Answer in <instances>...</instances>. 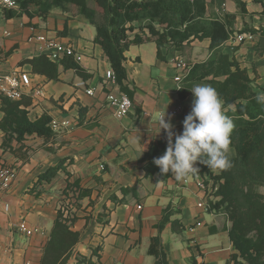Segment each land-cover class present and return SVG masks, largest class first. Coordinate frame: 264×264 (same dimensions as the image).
Wrapping results in <instances>:
<instances>
[{
  "label": "crops",
  "instance_id": "1",
  "mask_svg": "<svg viewBox=\"0 0 264 264\" xmlns=\"http://www.w3.org/2000/svg\"><path fill=\"white\" fill-rule=\"evenodd\" d=\"M215 3L214 8L211 5L208 8L209 17L223 18L237 12L234 0H215ZM261 11L260 4L254 5L252 12ZM253 23L257 27L259 16L254 17ZM243 28L244 24L238 21L236 30ZM35 34L74 47L82 56L78 63L92 78L85 81L75 71L60 67L59 79L49 81L33 73L30 65H21L24 60L43 55L38 43L29 41ZM259 36L242 45L231 46L229 42L225 53L248 70L251 79L257 76L258 92L264 95V37ZM95 38L96 28L74 10L69 13L54 10L46 19H7L0 10V52L12 51L7 59L0 54V72L24 75L22 100L28 104L30 120L47 115L52 120L72 123L71 128L53 131L50 140L32 135L21 143L13 140L6 149L5 134L0 129V167L17 172L11 189L0 193L3 203L10 206L8 212L0 210L3 264H41L58 209L71 202L67 200L71 192L72 198L75 197L72 216L76 218L72 230L79 233L80 241L68 264L72 260L77 264L80 256L95 264H157L156 257L149 252L155 238L160 239L168 264H229L237 252L229 237L232 223L227 216L198 207L202 201L212 202L198 189L191 175L188 183L177 182L173 177L160 182L157 176H146L147 163L142 161L155 143H166L159 157L166 151V133L162 131L156 136L157 122L166 110L174 133L182 134L194 95L191 92L180 98L186 78L175 62L183 60L188 66L206 62L211 54L210 41H194L181 52L167 46L162 52L163 59L158 58L157 45L152 39L132 46L125 54L124 66L128 84L136 88L135 101L142 114H137L134 105L127 117L117 119L107 99L113 87L105 83L112 69ZM178 76H182L181 82L175 80ZM39 89L43 93L38 96L35 91ZM88 89H94L93 96L87 94ZM178 108L182 109L181 114L169 115ZM3 118L0 101V122ZM228 154L234 155L231 150ZM64 160L66 172L44 184L39 196L31 194L39 176ZM68 184H76L78 190L68 189ZM123 189L135 191L123 194ZM260 191L264 195V187ZM167 211L170 220L163 224ZM23 220L38 230L34 236L27 238L19 232ZM198 222L203 226L192 231ZM174 223L181 226L180 231H175Z\"/></svg>",
  "mask_w": 264,
  "mask_h": 264
},
{
  "label": "trees",
  "instance_id": "2",
  "mask_svg": "<svg viewBox=\"0 0 264 264\" xmlns=\"http://www.w3.org/2000/svg\"><path fill=\"white\" fill-rule=\"evenodd\" d=\"M207 0H19L18 10L5 11L7 19L28 17L30 19L49 17L54 10L65 13L76 11L96 28L95 43L103 49L120 92L127 95L141 116V108L135 101L136 88L128 84V74L124 66L125 54L132 46L154 40L157 56L163 59V49L172 46L181 52L186 45L194 41H210V57L204 63L195 64L186 77V86L180 91L184 99L191 93V88L198 83L212 86L221 97L225 114L234 122L229 151L234 155L228 157L232 167L227 170L210 171L199 161L195 163L199 174L212 182L216 189L214 196L218 199L211 203L212 211L223 212L232 227L230 240L237 253L233 254L229 264H264V104L257 102L258 92L256 78L251 79L248 70L241 68L236 59L225 53V45L237 34L264 35V0H257L262 6L261 13L249 14L247 5L236 0L238 14H226L223 18L208 16V8L214 3ZM249 15L251 23L244 22L241 31L236 30L238 17ZM259 16L255 27L253 20ZM147 34V35H146ZM233 50V49H232ZM264 54V51L262 52ZM5 59L12 51L2 53ZM30 65L35 74L45 76L49 81L59 79V69L73 70L83 80L92 75L83 68L74 57H64L58 62L50 60L47 55H40L24 60L21 65ZM28 104L24 100L11 101L1 99L4 118L0 129L5 134L3 147L9 148L13 140L19 143L26 137L37 135L50 140L54 132L49 124L52 119L43 115L35 121L30 120ZM166 143H155L142 158L147 163V177L157 176L160 182L172 178L160 174V169L153 163L158 158ZM67 161L50 168L41 174L31 194L39 196V189L52 182L60 172H66ZM77 185H67V188ZM135 189H123V194ZM82 194L79 195L81 197ZM113 200L116 202L117 197ZM64 217L61 209L54 223L50 239L44 249L41 264H68L74 247L80 236L72 230L76 218ZM170 212L163 217V224L170 220ZM181 226L174 223L175 231ZM162 228V224L158 227ZM159 238L153 239L150 254L156 257L157 264H168L164 251L160 248ZM99 257V256H98ZM77 264H95L88 257L80 256Z\"/></svg>",
  "mask_w": 264,
  "mask_h": 264
},
{
  "label": "clouds",
  "instance_id": "3",
  "mask_svg": "<svg viewBox=\"0 0 264 264\" xmlns=\"http://www.w3.org/2000/svg\"><path fill=\"white\" fill-rule=\"evenodd\" d=\"M190 90L194 100L183 121L182 134L174 133L167 110L157 122L159 132L156 136L162 131L166 133L167 148L162 156L154 158L153 163L161 175L170 173L177 182H185L190 175L199 172L194 167L197 161L213 172L232 167L228 152L235 125L225 114L221 97L216 89L206 84L195 85ZM256 99L264 104V95Z\"/></svg>",
  "mask_w": 264,
  "mask_h": 264
},
{
  "label": "built area",
  "instance_id": "4",
  "mask_svg": "<svg viewBox=\"0 0 264 264\" xmlns=\"http://www.w3.org/2000/svg\"><path fill=\"white\" fill-rule=\"evenodd\" d=\"M20 7L19 0H0V10L8 11V10H18ZM256 34H236L231 38V46L235 44L242 45L246 42H253L256 39ZM264 36V35H263ZM30 42H37L39 45V51L44 55H47L50 60L54 62H58L59 60L63 59L64 57H74L77 62H81L82 56L79 55L75 48L72 46H64L57 42V40L50 38L45 35H33L29 39ZM175 66L178 70L184 73V77L186 78L191 70L192 66H188L183 60H178L175 62ZM182 76H178L175 80L177 82L182 81ZM105 83L111 85L113 90L108 94L107 99L109 105L114 110V115L117 119H123L127 117L134 108V104L131 99L120 92L119 86L116 83L115 75L113 71H109L106 78ZM26 86V79H24V75L20 74L19 72H13L10 74H2L0 72V101L3 98L9 99L11 101H19L24 96V87ZM118 90L117 93L115 91ZM43 91L41 89L36 90V95H42ZM87 94L89 96L94 95V89H88ZM182 113V109L178 108L176 110L170 111L169 115L176 116ZM163 117V116H161ZM49 127L52 131H61L62 129H68L72 127V123L69 121H57L52 120L49 124ZM191 178L196 181L197 187L200 191H202L208 200L211 202H216L218 199L214 196V192L216 189L213 188V183H207L206 179L203 178L198 172L191 175ZM17 180V172L15 169L7 168V167H0V193L7 192L11 189L14 182ZM189 178L185 181L188 183ZM198 207L205 212L211 209V203L207 201H202L198 204ZM141 209V207H138ZM0 210L8 212L10 210V206L8 204H4L3 201L0 199ZM64 213V217H69L73 211H66L65 209L61 208ZM203 224L198 222L194 228L191 230L193 231L197 227H201ZM19 232L29 238L34 236L38 230L33 229L29 226L26 220H23L18 226ZM0 264H3V253L0 249ZM25 264H31L30 262H26Z\"/></svg>",
  "mask_w": 264,
  "mask_h": 264
},
{
  "label": "rangeland",
  "instance_id": "5",
  "mask_svg": "<svg viewBox=\"0 0 264 264\" xmlns=\"http://www.w3.org/2000/svg\"><path fill=\"white\" fill-rule=\"evenodd\" d=\"M241 1H243V2H245L246 3V5H247V10H248V13L249 14H254V12H252V10H253V8H254V5H257V4H259L258 2H257V0H241ZM234 2H235V5H236V8H237V12H236V14H238L239 15V9H238V7H237V4H236V0H234ZM217 5V3H213L212 4V6L213 7H210L211 9L212 8H214V6H216ZM253 5V6H252ZM253 8H252V7ZM238 21L240 22H242L243 24H244V22L245 21H248V23H251V20H250V18H249V15H246V17H238ZM237 21V22H238ZM235 36V35H234ZM259 37H261V36H259ZM73 193L71 192L70 194H68L67 195V197H68V199L67 200H71V202L69 203V204H65V205H61L62 206V208L63 209H65L66 211H70V210H72V207L75 205V203L72 201L74 198H72L73 197ZM74 208H75V206H74ZM60 209V208H59ZM58 209V210H59ZM71 256H73V252H72V255ZM71 264H76V262L74 261V260H72L71 261Z\"/></svg>",
  "mask_w": 264,
  "mask_h": 264
}]
</instances>
